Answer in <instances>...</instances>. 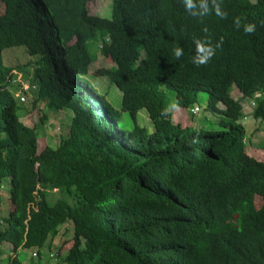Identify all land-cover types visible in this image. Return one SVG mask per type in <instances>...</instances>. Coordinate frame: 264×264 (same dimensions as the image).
Instances as JSON below:
<instances>
[{
	"label": "trees",
	"instance_id": "trees-1",
	"mask_svg": "<svg viewBox=\"0 0 264 264\" xmlns=\"http://www.w3.org/2000/svg\"><path fill=\"white\" fill-rule=\"evenodd\" d=\"M0 1V185L9 182L12 209L0 243L13 247L8 264H23L19 251L40 255L68 223L72 238L56 253H66L64 264H264V162L240 123L246 100L264 122V0H192L190 8L185 0H111L109 19L91 16L90 0ZM18 47L27 64L6 66L4 51ZM88 76L120 90L133 130L120 129L121 112ZM164 87L176 94L174 109L190 110L208 94L221 130L174 123ZM16 94L30 96V107ZM42 102L73 114L57 148L39 147L47 117L22 122ZM144 110L151 133L137 125ZM48 187L73 203L50 205Z\"/></svg>",
	"mask_w": 264,
	"mask_h": 264
},
{
	"label": "rangeland",
	"instance_id": "rangeland-1",
	"mask_svg": "<svg viewBox=\"0 0 264 264\" xmlns=\"http://www.w3.org/2000/svg\"><path fill=\"white\" fill-rule=\"evenodd\" d=\"M251 2L255 3L256 0H251ZM2 8H3V3L0 1V13L2 11ZM88 8H89V13L91 16H97V17L106 18V19H109L112 16V1L111 0H90ZM25 51L26 50L24 47H18V48H12V49L5 50L3 53V59H4L5 65L8 67H17V66L21 67L24 64H27L29 58L27 57ZM92 54L94 53L92 52ZM99 60H103V58H100ZM27 72L28 74H30L29 76L31 77L33 70H29ZM23 77L24 75L22 74L19 75L18 84L20 85L24 84L25 86H28V84L25 83ZM87 80L93 85V87L98 91L100 95H103L108 100V102L111 104V106L115 110L121 112L122 119H121V123L119 124L120 129L125 132L133 130L135 123H134V119L132 118L131 114L122 112V93L120 92V90L115 85H112L108 81L107 78L88 76ZM161 90L164 92L166 96V103L168 105L169 111L172 113L174 123L181 124L184 127H193L194 124H196V126H199V125L204 126L205 121H206L210 123V125L206 124L208 125L206 129L214 130V131L221 130V128L219 127V122L221 120V117L219 116L218 121H217V116L206 111V109L208 108V100H209L208 94L206 93L199 94L197 105L202 109V111L200 113L201 117L196 119L194 116H191V114H187V113L185 114L184 112H181V113L173 112L174 107H176L175 92L165 87L162 88ZM236 92L237 90L234 88V93ZM237 96H239V94H237ZM16 97L17 99H19L21 96L19 94L18 95L16 94ZM31 103H32L31 97L27 96V98H25L24 103L23 104L19 103V106L22 107L23 109L29 108ZM20 115H21V112H20ZM204 115L206 117H204ZM42 116L47 117V120L45 121L43 126H40V128L37 131L40 150H43V148L47 146L52 147V148H57L59 144L61 143V140L64 137H66L69 133V128L71 125L73 114L71 113V111H67V110L59 111L57 113L52 112V110L48 107V104L45 102H42L41 104L38 105V109L34 113L26 117L25 119L22 118V122H25V124L30 127L36 126L39 124V121L42 118ZM136 120H137V125L139 127L146 128L150 133L154 131L153 124L149 120V117L145 110L138 113ZM251 120H253V118ZM216 124L217 126H215ZM257 127L260 128L262 132H264V122H262V124L258 125ZM246 129L247 131L250 130L248 125H246ZM247 136H250V135H247ZM250 142L255 143L258 141L257 139L248 138V144ZM248 144L247 146H249ZM260 144H263V142H260ZM263 147L264 146H260V148H263ZM260 148L258 150H261ZM261 156L264 157V153H261ZM262 162H264V158L262 159ZM7 184L9 185V183ZM46 196L48 199L47 201L50 205H54L60 199H64L70 202L71 204L73 203L71 199L68 198V196H66L64 193L57 192L51 187H48L46 189ZM8 203L10 204L9 200H8ZM255 204H256V208L260 209L261 206L263 205L262 199L259 197L256 198ZM3 215H4V212H0V220H1V216ZM67 227L71 228L70 226H67ZM65 238H69V239L72 238L71 231L66 235ZM61 246L64 249L65 246H67V244L61 243ZM44 248L45 250L41 256L42 259H44V261L47 264L52 263L53 260L49 258V248L47 246H45ZM53 251L54 250H52V252ZM19 253L20 251L18 252L17 256L21 261L29 262L33 260V257H32L33 250L22 251L20 254ZM53 255H54L53 259H55L57 257L56 253H54ZM65 256H66V253L64 254V258ZM59 257H57V259H59Z\"/></svg>",
	"mask_w": 264,
	"mask_h": 264
},
{
	"label": "crops",
	"instance_id": "crops-1",
	"mask_svg": "<svg viewBox=\"0 0 264 264\" xmlns=\"http://www.w3.org/2000/svg\"><path fill=\"white\" fill-rule=\"evenodd\" d=\"M234 98L235 100H240L241 99V95L236 92L234 93ZM237 94H239V96H237ZM198 106V105H197ZM199 107V106H198ZM200 108V107H199ZM200 110L202 111V109L200 108ZM244 110H245V114H246V119H244L242 122H240L246 129V125L249 126L250 130L247 131L248 135L247 136V144H248V138L251 139H257V141L259 142H250L248 145V150L251 149L253 150L255 156L258 158L259 161L262 162V159L264 158L263 156H261V153H264V150H258L259 148L257 146H264V132L261 131L260 128H258V125L262 124V121H257L252 117V110L249 106V101L244 103ZM173 112H177V113H181L184 112L185 114H191L188 110H184V109H174ZM191 116H194L191 114ZM196 119H198L200 116V114H198L197 116H194ZM204 117H206L204 115ZM253 118V120H251ZM205 119V118H204ZM249 122V123H247ZM254 124V125H252ZM198 127V126H197ZM199 127H201L199 125ZM213 128V127H212ZM260 142H263V144H260ZM257 150V152H256ZM9 182L4 183L3 185H0V197L2 198V204L0 207V212H4V215L1 216V220L0 222L2 223V220L5 218H8L9 213L11 212V206L8 203V200L10 199V187L7 184ZM70 226L71 228L67 227ZM71 229V230H70ZM71 231V237L73 235V224L72 223H68L64 226H62L59 229V234L57 237H55L51 243H48L47 247L49 248V258L53 260L52 263H48V264H64L63 263V259H64V254L65 252H62V255L59 257V259H57V257L55 259L51 258V254L57 253L58 250L62 247L61 243H63L64 241H66L69 238H65L66 235ZM62 234V235H61ZM57 244V246H56ZM60 245V246H59ZM60 247V248H59ZM45 248L43 250H41L40 255H37L36 252L33 251V260L32 261H22L23 264H47L44 259H42V254L44 252ZM52 250H54L52 252ZM22 251H20L21 253ZM19 253V254H20ZM10 256H13V247L11 245H9L8 243H0V264H8L7 261L9 259Z\"/></svg>",
	"mask_w": 264,
	"mask_h": 264
},
{
	"label": "clouds",
	"instance_id": "clouds-1",
	"mask_svg": "<svg viewBox=\"0 0 264 264\" xmlns=\"http://www.w3.org/2000/svg\"><path fill=\"white\" fill-rule=\"evenodd\" d=\"M185 6L186 7H192L193 5H192V0H185ZM217 14L219 15L220 13L217 11ZM244 31H245V33H252L253 31H254V25H252V24H247V25H245V27H244ZM203 52H204V55L200 58V62L201 63H204L207 59H208V56H209V52H208V50L206 49V48H202L201 49ZM175 52H176V55L177 56H179V54H180V49L179 48H176V50H175ZM236 89V88H235ZM237 90V89H236ZM233 91H234V89H233ZM233 91H232V98L235 100V98H234V94H233ZM237 92L241 95V93L237 90ZM240 100H242V95H241V99ZM249 101V106H250V108H252L251 110H252V117H253V111H254V101L252 100H246V101H243L242 103V106H243V110H244V103H246V102H248ZM222 109H223V107H221ZM192 115H194V116H197L198 114H200L201 113V110H200V108L198 107V106H196V107H194V108H192V109H190V110H188ZM207 111V110H206ZM208 112V111H207ZM244 114H245V110H244ZM214 115V114H213ZM215 116H217V115H215ZM245 116H246V114H245ZM218 116H217V121H218ZM254 118V117H253ZM244 119H246V117H244ZM255 119V118H254ZM256 120V119H255ZM257 121H260V120H257ZM215 126H217V124L215 125ZM263 146V145H262ZM259 148H260V146H258ZM261 150H264V147L263 148H260Z\"/></svg>",
	"mask_w": 264,
	"mask_h": 264
},
{
	"label": "built area",
	"instance_id": "built-area-1",
	"mask_svg": "<svg viewBox=\"0 0 264 264\" xmlns=\"http://www.w3.org/2000/svg\"><path fill=\"white\" fill-rule=\"evenodd\" d=\"M23 90L24 91H27L28 90V86H24L23 87ZM21 102H24L25 101V97L23 95H21V98H20ZM51 258H54V255L51 254Z\"/></svg>",
	"mask_w": 264,
	"mask_h": 264
}]
</instances>
